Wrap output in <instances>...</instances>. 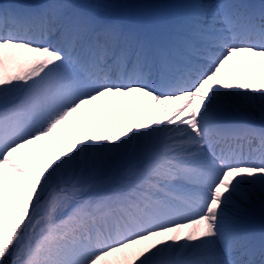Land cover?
Instances as JSON below:
<instances>
[{
    "label": "snow or ice",
    "instance_id": "obj_1",
    "mask_svg": "<svg viewBox=\"0 0 264 264\" xmlns=\"http://www.w3.org/2000/svg\"><path fill=\"white\" fill-rule=\"evenodd\" d=\"M130 6L0 0V264H264V0Z\"/></svg>",
    "mask_w": 264,
    "mask_h": 264
},
{
    "label": "rangeland",
    "instance_id": "obj_2",
    "mask_svg": "<svg viewBox=\"0 0 264 264\" xmlns=\"http://www.w3.org/2000/svg\"><path fill=\"white\" fill-rule=\"evenodd\" d=\"M117 2H121V0H117ZM123 2L125 3H128L129 5H131L130 7L128 8H122L124 11L126 12H139L138 9H139V5L142 4V3H154V4H158L160 3L161 1L160 0H123ZM159 8V7H158ZM162 9H160L161 11ZM144 12H147V11H144ZM156 111H154V115L156 114Z\"/></svg>",
    "mask_w": 264,
    "mask_h": 264
}]
</instances>
